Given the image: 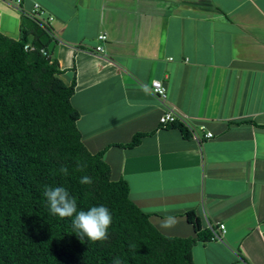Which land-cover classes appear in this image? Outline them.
<instances>
[{"label": "crops", "instance_id": "crops-1", "mask_svg": "<svg viewBox=\"0 0 264 264\" xmlns=\"http://www.w3.org/2000/svg\"><path fill=\"white\" fill-rule=\"evenodd\" d=\"M34 2L52 16L62 78L75 73L83 142L151 222L194 236V209L217 232L193 244L196 264H264V0H0V30L17 37ZM166 105L188 134L159 122Z\"/></svg>", "mask_w": 264, "mask_h": 264}, {"label": "trees", "instance_id": "trees-1", "mask_svg": "<svg viewBox=\"0 0 264 264\" xmlns=\"http://www.w3.org/2000/svg\"><path fill=\"white\" fill-rule=\"evenodd\" d=\"M46 19L24 11L17 37L0 30V264H112L115 257L122 264H196L193 244L213 231L195 210L186 216L196 235L163 233L132 200L126 179L111 176L104 151L86 147L71 102L75 73L69 82L62 78ZM171 124L189 133L181 122ZM78 162L86 167L79 170ZM83 176L93 183L81 184ZM47 186L66 188L78 210L108 207L109 239L81 242L71 218L50 213L42 195Z\"/></svg>", "mask_w": 264, "mask_h": 264}, {"label": "clouds", "instance_id": "clouds-1", "mask_svg": "<svg viewBox=\"0 0 264 264\" xmlns=\"http://www.w3.org/2000/svg\"><path fill=\"white\" fill-rule=\"evenodd\" d=\"M86 167L79 164V170ZM60 172L64 175L68 174V168L61 166ZM81 184H92L93 180L89 176H83L80 179ZM46 205L50 213L61 219L71 218L72 228L77 238L84 242L85 239L91 242H105L109 239V229L113 223V215L111 210L105 205H96L87 210H78V205L69 191L62 187L47 186L42 193ZM172 223V218L167 217L163 226L168 227ZM112 264H122L119 257L112 260Z\"/></svg>", "mask_w": 264, "mask_h": 264}, {"label": "built area", "instance_id": "built-area-1", "mask_svg": "<svg viewBox=\"0 0 264 264\" xmlns=\"http://www.w3.org/2000/svg\"><path fill=\"white\" fill-rule=\"evenodd\" d=\"M8 1L11 5L19 8L22 6V3L24 0H6ZM31 13V15L43 20L44 22L48 19H46L45 17H43L44 15V9L42 8V6L40 5L39 2H34L32 4V7L29 11ZM48 18H52L51 15L48 16ZM98 39H104L106 37L104 32H100L97 35ZM27 46V45H26ZM96 50H101L102 49V45L101 44H97L95 46ZM148 89L155 94L156 96H158L160 99H162L163 101L166 100V96H167V89H166V85L158 78H153L149 81L148 83ZM159 122L161 124H171L174 122H181L183 125L187 126L189 128V123L185 117V115H183L182 113L178 112L177 110H175V108L173 106L170 105H166V109L164 112H162L159 116ZM207 135H211V132H207ZM220 228L224 227V223H220L219 224ZM213 236H217V232L216 230L213 228Z\"/></svg>", "mask_w": 264, "mask_h": 264}, {"label": "rangeland", "instance_id": "rangeland-1", "mask_svg": "<svg viewBox=\"0 0 264 264\" xmlns=\"http://www.w3.org/2000/svg\"><path fill=\"white\" fill-rule=\"evenodd\" d=\"M44 9V8H43ZM50 14H48V13H46V11L44 12V15H43V17H48ZM51 23H53V21L51 20Z\"/></svg>", "mask_w": 264, "mask_h": 264}]
</instances>
